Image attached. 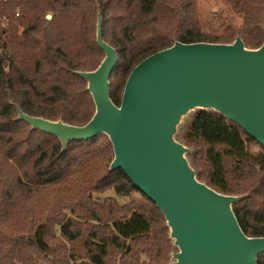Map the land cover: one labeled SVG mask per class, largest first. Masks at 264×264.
Segmentation results:
<instances>
[{
  "label": "trees",
  "instance_id": "1",
  "mask_svg": "<svg viewBox=\"0 0 264 264\" xmlns=\"http://www.w3.org/2000/svg\"><path fill=\"white\" fill-rule=\"evenodd\" d=\"M219 1L239 24L205 20L197 0H0V264H165L164 217L121 169H108V138L69 141L61 151L56 137L15 120V106L71 125L91 118L92 97L74 71L93 70L103 58L98 11L102 38L118 57L108 78L116 105L134 65L175 41L239 36L258 47L264 0ZM182 137L196 147L200 181L219 193H248L232 210L247 236H264V147L213 111H196ZM107 190L128 201L92 199Z\"/></svg>",
  "mask_w": 264,
  "mask_h": 264
},
{
  "label": "water",
  "instance_id": "2",
  "mask_svg": "<svg viewBox=\"0 0 264 264\" xmlns=\"http://www.w3.org/2000/svg\"><path fill=\"white\" fill-rule=\"evenodd\" d=\"M95 37L102 60L93 70L74 71L92 97L91 118L71 125L15 106V120L56 137L61 151L69 141L105 135L113 150L109 170L121 169L164 217L174 247L169 264H257L264 236H247L232 210L244 196L198 179L179 126L190 112L213 111L264 147V39L256 48L239 36L230 43L175 41L134 65L116 105L108 78L118 57L102 38L99 11Z\"/></svg>",
  "mask_w": 264,
  "mask_h": 264
},
{
  "label": "rangeland",
  "instance_id": "3",
  "mask_svg": "<svg viewBox=\"0 0 264 264\" xmlns=\"http://www.w3.org/2000/svg\"><path fill=\"white\" fill-rule=\"evenodd\" d=\"M197 6H198V10L200 12V15L202 17L207 18L205 20L212 19L214 17L212 21L217 25L221 24V23H227V22H231L234 24L240 23V17L238 15L232 13L231 11H229L227 9V7L223 3H221L219 0H197ZM193 113L194 112H190L185 117L182 118L179 129L182 126H184V128H187L188 124L190 123V121L193 117ZM187 146L191 150L188 153V157H189V159H191V161H193L192 158L194 157V155L196 154V151H197L196 147L191 146V145H187ZM108 169H109V166H108ZM195 169L197 170L196 167H195ZM91 195H92V199L96 202H103L108 197L115 198L119 204H125L128 201L127 197L118 196L112 190H107L105 192H92ZM227 195H243L244 197L242 199H244L248 196V193L227 194ZM166 230H167V239H168V243H169V250H168V255H167L165 264H169L171 261L170 255H171L172 251L174 250V247L172 245L171 239L169 238V234H168L169 230L167 227H166ZM58 232H59L58 227H56V233H58ZM39 263L40 264H49V263H45V262H39Z\"/></svg>",
  "mask_w": 264,
  "mask_h": 264
}]
</instances>
